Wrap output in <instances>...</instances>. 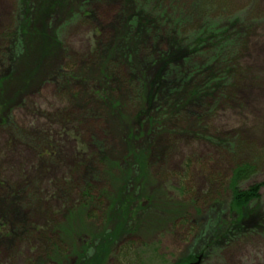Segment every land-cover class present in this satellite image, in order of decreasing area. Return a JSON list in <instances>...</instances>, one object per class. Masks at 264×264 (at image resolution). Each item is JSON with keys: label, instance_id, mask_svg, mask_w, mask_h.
I'll list each match as a JSON object with an SVG mask.
<instances>
[{"label": "rangeland", "instance_id": "1", "mask_svg": "<svg viewBox=\"0 0 264 264\" xmlns=\"http://www.w3.org/2000/svg\"><path fill=\"white\" fill-rule=\"evenodd\" d=\"M85 1L87 15L62 30L59 47L42 50L41 39L30 37L31 49L13 62L12 45L25 37L18 32L25 15L37 27L48 17L60 27L81 0L50 8L32 0L30 14L17 0H0V264H71L104 228L100 212L88 213L96 202L84 199L82 190L90 197L104 191L107 202L124 181H136L130 177L136 172L132 147L143 151L146 172L135 182L143 201L133 234L124 237L125 264H173L189 254L194 262L200 257L198 264H264V232L220 237L219 254L207 256L199 247L216 240L217 225L218 236L231 225L232 169L253 164L256 173L243 186L264 182V0H211L220 8L213 5V16L222 8L227 14L246 9L253 18L232 85L212 114L188 116L189 106L174 104L156 108L163 120L135 141L126 132L134 126L137 134L139 93L129 81L128 61L107 56L104 47L137 8L134 0ZM147 45L145 39L139 49ZM231 141H237L234 148ZM260 194L264 213V186ZM257 220L255 226L264 227Z\"/></svg>", "mask_w": 264, "mask_h": 264}, {"label": "trees", "instance_id": "2", "mask_svg": "<svg viewBox=\"0 0 264 264\" xmlns=\"http://www.w3.org/2000/svg\"><path fill=\"white\" fill-rule=\"evenodd\" d=\"M66 1L40 0L41 6L45 8L54 5L59 7ZM17 2L19 8H25L27 14H30L32 0H17ZM134 5L137 8L136 13L129 14L124 19L125 22L122 21L117 31L121 29L123 31L117 32L111 38L112 44L108 43L104 50L107 56L111 54L123 58L130 66V73L133 77L129 78V81L131 80L135 91L139 93V100H136L139 104L136 112V124L139 128L136 127L137 134H135V127L131 126L126 134L128 139L135 141L143 133L147 135L150 125L155 121H160L165 115L157 111L158 107L162 108L166 104H174L175 108L189 106L190 109L186 112L188 116H199L213 110L217 102L226 96V87L230 83L232 85L239 72L236 58L247 31L253 24V18L247 14L246 9L227 14L226 9L222 8V13L213 16V12L217 10L215 7L219 8V6L212 4L211 0L185 2L181 0H134ZM86 8L87 2L81 0L80 5L72 12L67 22H63L60 27L55 26L49 17L47 23H41L37 27L35 21L25 15L21 26L18 27L20 35H25V37L23 36L24 39L20 42L16 38L12 45L13 62L18 55L31 49L33 38L35 41L37 38L41 39L42 50L48 51L52 47H59L57 40L62 30L83 17L84 14L87 15ZM196 17L198 22L191 25ZM145 39L148 40L149 45L139 49L140 42ZM2 87L3 84L0 81V90ZM1 106H3L2 103H0V109ZM14 122L15 120L12 123L17 125ZM210 137H205V139L209 140ZM211 139L214 142V137ZM146 142L151 143L150 139ZM128 143L130 146L133 144L131 141ZM236 144L237 141L230 142L232 148ZM131 156L136 162L134 165L136 172H131L130 177L134 176L136 181H124L117 195L108 199L107 202L104 201V191L97 195L98 197L92 195L90 197L89 190L86 188L82 190L84 199L88 197L96 202L95 207L89 209L88 213H94L95 209L100 212L97 219H100V225L104 228L99 233L98 239L93 238L85 242L71 264H106L111 257L120 259L122 264L126 263L125 258L129 250L126 244L129 242H125L124 237L133 234L134 221L137 220L138 212L142 209L141 202L143 201L139 195L140 191L137 196L135 194L134 188L137 186L135 182L142 181L146 172V159L143 151L132 147ZM255 173V166L246 162L237 164L232 169L228 180L230 200L227 207L233 219L224 234L218 236V225L216 226L217 231L211 232L216 237L212 244L207 242L203 246L199 245L201 251L207 256L214 253L219 254L222 249L221 243L218 242L220 237L239 240L250 234L264 232V227L255 226L258 222H253L255 219L264 222V213L260 210L259 204L260 190L264 182H252L243 186L246 181L254 177ZM37 234L43 238L42 231ZM46 239L48 244H54L49 237ZM116 243H123V245L114 246ZM114 253L116 256L113 255ZM195 260V254H189L173 264H192Z\"/></svg>", "mask_w": 264, "mask_h": 264}, {"label": "water", "instance_id": "3", "mask_svg": "<svg viewBox=\"0 0 264 264\" xmlns=\"http://www.w3.org/2000/svg\"><path fill=\"white\" fill-rule=\"evenodd\" d=\"M199 260H200V257H198V261L197 262H194L193 264H198Z\"/></svg>", "mask_w": 264, "mask_h": 264}]
</instances>
